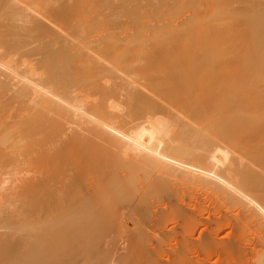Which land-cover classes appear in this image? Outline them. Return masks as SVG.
I'll return each mask as SVG.
<instances>
[{"label": "bare ground", "instance_id": "6f19581e", "mask_svg": "<svg viewBox=\"0 0 264 264\" xmlns=\"http://www.w3.org/2000/svg\"><path fill=\"white\" fill-rule=\"evenodd\" d=\"M131 1L0 0V264H264V18Z\"/></svg>", "mask_w": 264, "mask_h": 264}, {"label": "rangeland", "instance_id": "374dc122", "mask_svg": "<svg viewBox=\"0 0 264 264\" xmlns=\"http://www.w3.org/2000/svg\"><path fill=\"white\" fill-rule=\"evenodd\" d=\"M145 1V2H144ZM146 1H148V2H146ZM159 0H139V1H137V0H133V1H131V7L133 6L134 7V5H135V7L137 6V9H134L135 10V15L136 14H138V12H140L142 9H147V8H149L148 10H150L151 12H153V10L154 9H156L157 8V11H159V13L157 12V14H155V15H153V13H155L156 11L154 10V12L153 13H151V15H152V17L151 16H149V17H145V19H144V21H141V23L143 22V24H144V27H142V29H141V31H138L139 32V34H144V33H146V32H149V31H152V30H154L155 31V29H159V30H162V29H165V28H173V27H177V26H179L180 25V23L181 22H183V21H190L191 19H193V18H195V13L196 12H198L199 11V13H197V15H199V14H202L203 12H205V17H203L202 15L199 17V19H201V22H204V23H209V21H210V19H212V16H219L218 14L220 13V11H222V8L224 9H226V8H232V9H234V7L235 6H237V7H235V9H239V10H241V13H239V15L238 16H234L235 17V19L236 18H239V20L238 21H241V20H248L249 19V21L250 20H252L251 22H255V20H254V18H256V17H260V18H264V0H256V1H254L255 3H257V4H255L252 0H239L238 2H237V0H216V1H214V2H212L214 5L217 3H219L218 5L216 4V6H214L212 3H211V0H204V2H203V0H160L161 2H165L164 3V5H163V3L161 4L160 3V1L158 2ZM175 2V3H173V2ZM219 1V2H218ZM224 1V2H223ZM225 1H227L228 3H227V5H229V6H227V5H225V6H227V7H224V4H226L225 3ZM245 1L246 2V5H245V2H244V6H243V2ZM260 1V2H259ZM132 2H133V4H132ZM136 2H138L139 3V5H138V3H135ZM140 2H142V4L144 3V5H146L147 7H145V6H143V8L141 7L142 5H141V3ZM151 2V3H150ZM166 2H167V6H166ZM200 2V3H199ZM208 3V4H206V3ZM250 2V3H249ZM252 2V3H251ZM263 2V3H262ZM146 3V4H145ZM147 3H150V4H148L147 5ZM199 3V4H198ZM202 3H205V4H202ZM209 3H211V4H209ZM224 3V4H223ZM156 4H158V7H157V5ZM160 4V5H159ZM221 4V5H220ZM234 4V5H233ZM241 4V5H240ZM141 5V6H140ZM149 5H152V6H150V7H148ZM209 5V6H208ZM210 5L212 6L213 5V7H211L210 9H208V10H210V11H208L207 12V10H206V8L208 7H210ZM250 5V6H249ZM138 6H140V7H138ZM153 6H154V8H153ZM156 6V7H155ZM164 6V7H163ZM207 6V7H206ZM219 6V7H218ZM232 6H234V7H232ZM239 6H241V8L239 7ZM244 8H243V7ZM152 7V10L150 9ZM161 9H160V8ZM202 7V8H201ZM203 7H206V8H204V10H206V11H204L203 10ZM221 7V8H220ZM251 9H250V8ZM215 8V9H214ZM138 9H140L139 11H138ZM200 9H202L201 11H202V13H200L201 11H200ZM217 9H220L219 10V12H218V10ZM247 11V12H245V10ZM161 10H163V11H161ZM166 10V11H165ZM218 12V14H217V12ZM229 10V9H228ZM242 10H244L243 12H242ZM249 10V11H248ZM213 11V12H212ZM160 12H164V13H160ZM193 12H195V13H193ZM207 12V13H206ZM214 13H216L215 15H214ZM186 14V16H184ZM188 14V15H187ZM133 15H134V13H133ZM208 15H210L211 17L209 18L208 17ZM140 16V15H139ZM184 17V18H183ZM187 19H186V18ZM191 17V18H190ZM198 17V16H197ZM202 17V18H201ZM234 17H232L231 19H230V21H232V19H234ZM159 18H160V21H158L159 20ZM247 18V19H246ZM156 19H158V20H156ZM180 19H182V20H180ZM241 19V20H240ZM156 20V21H155ZM204 20V21H203ZM205 20H209L208 22H206ZM150 21V22H149ZM164 22V23H163ZM174 22V23H173ZM178 22V23H177ZM148 23H150L149 24V26L147 25ZM151 23H153V24H151ZM155 23V24H154ZM159 24H160V26H159ZM172 24V25H171ZM174 24V25H173ZM231 24H232V22H231ZM146 25V26H145ZM158 25V26H157ZM233 25H235L234 23H233Z\"/></svg>", "mask_w": 264, "mask_h": 264}]
</instances>
